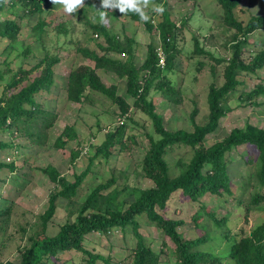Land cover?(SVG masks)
<instances>
[{
  "label": "rangeland",
  "instance_id": "374dc122",
  "mask_svg": "<svg viewBox=\"0 0 264 264\" xmlns=\"http://www.w3.org/2000/svg\"><path fill=\"white\" fill-rule=\"evenodd\" d=\"M88 1L93 8L85 12L82 9L87 7L82 3L71 14L59 5H54L52 9L34 15L30 13L29 7L22 4L10 7L11 2L7 0L0 13L1 109L8 107L22 88L40 77L41 69L35 66L45 55L57 58V65L53 68V89L41 90L35 96L41 108L39 112L44 116H28L29 124L24 126L27 131L23 127L26 121L11 129L0 128V141L16 145L20 150L16 156H10L15 149H0V163H7L14 157L17 167L14 172H10L9 168L0 169L1 201H7L10 205L0 214V264L20 263L23 251L30 244L29 239L34 233L43 235L42 231H46L45 236L57 235L63 225L76 218L75 205L83 204L95 190H101V195H98L101 202L97 207L104 206L103 197L107 194H118L120 190L125 193L123 196L127 194L125 197L118 195V201L124 203L121 207L124 210L137 199V190L155 188V183L144 176L140 166L149 149L150 134L158 138L149 115L141 108H134V100L126 94L127 80L120 77L119 72L97 67L96 62L85 54L92 52L107 57L103 49L107 43L103 38V30H98V27H105L124 43L125 37L136 41L135 65L141 75L150 47L157 55L160 51L166 52L165 47H168L164 41L166 36L163 26H168L165 14L178 26L175 69L170 77L181 91V97L173 103L170 99H164L159 92H153L150 97H154L156 112L170 131H193L191 117L197 124H204L209 114L210 85L223 86L227 81L224 72L232 57V50L226 46V42L231 40L236 31L227 22L222 5L217 0H147L148 7L144 10L148 20L132 19L129 14L123 15L118 9H109L106 24L99 22L95 10H103L100 0ZM239 2L234 11V17L239 22L247 24L253 17L264 15V0ZM152 5L162 6L163 12L155 13ZM40 18L47 23L43 35H38L34 30ZM5 20H12L20 26L15 40L2 36ZM148 22L153 30L146 25ZM262 33L256 31L248 37L243 56L246 61L251 60L252 53L263 49ZM170 34V30H166V35ZM169 41L172 43L171 36ZM109 57L120 59L127 56L124 53H110ZM217 58L224 61L218 63L215 60ZM83 66H90L99 85L110 90L116 87L115 95L126 97L131 108L123 113V109L111 99L89 88L84 91L91 101L80 102L70 98L69 89L64 90L62 87L69 84L68 77ZM245 74L240 77L244 85L238 87L223 104L231 110L221 119L217 132L206 137L205 147L225 140L235 129L245 130L248 125L264 132V93L255 96L253 92L255 88H264V69L258 70L257 75ZM25 76L28 78L23 80ZM71 93L75 95L73 91ZM176 101L177 104H174ZM31 109L34 111V107ZM30 123H33V127H29ZM120 126L124 129L118 132V143L111 149L109 157L94 159L89 174L74 197L59 202L55 215L43 228L38 216L46 211L51 193L62 190L58 179L64 177L67 182H73L76 176L86 171L96 147ZM70 128L74 130L75 138L58 146L57 139ZM37 133L42 134L41 139H35ZM256 151L252 145H240L226 153L230 189L206 193L195 200L178 190L170 196L165 210L158 209L164 218L175 222V231L183 242L206 240L200 246L191 244V254L205 253L225 264L229 262L233 247L251 237L257 227L264 225V184L261 177L264 162L260 161ZM192 156L190 147L171 149L166 156L170 177L179 176L184 170L181 165L189 163ZM48 167H53L60 174L56 180L51 178V174H45L44 170ZM202 175L215 176L211 168L202 170ZM140 234L145 247L152 253L144 259L146 264H181L182 252L179 253L177 242L164 228L144 221L141 222ZM83 247L88 252L104 256L110 264H134L135 251L140 248L138 237L131 229L125 232L115 229L111 239L103 234L91 233L85 237ZM87 259L84 252L72 249L45 257L44 262L86 264ZM96 264L106 263L99 260Z\"/></svg>",
  "mask_w": 264,
  "mask_h": 264
},
{
  "label": "trees",
  "instance_id": "16d2710c",
  "mask_svg": "<svg viewBox=\"0 0 264 264\" xmlns=\"http://www.w3.org/2000/svg\"><path fill=\"white\" fill-rule=\"evenodd\" d=\"M7 0H0V13L4 10ZM160 1V0H155ZM9 2V1H8ZM11 6L16 7L18 4H22L24 7H29L31 14H39L44 10H50L54 4L52 0H10ZM222 5V9L225 12V18L229 25L235 29V34L226 42L232 50V57L225 68L224 76L227 81L223 86H216L211 84L208 90V106L209 114L204 124H197L193 117V131L180 129L177 131H170L164 124V120L156 112L155 104L152 96L153 92H159L164 99H170L173 103L175 99L181 97V91L176 88L175 83L171 79L170 75L175 69V55L177 54L176 47V34L178 32V26L169 18L168 14H165L166 24L163 26L165 33L164 41L166 42V66L160 68L158 66V55L153 52L150 47L146 60L144 61V71L140 75L135 65V44L134 39L125 37L124 42L115 35L110 34L105 27H98L101 29L103 38L107 43V47H103L106 50V56L94 55V53L85 52V54L92 58L97 67H105L114 72H119V76L127 80L126 94L130 99L134 100V108L143 109L152 121L154 132L158 136L155 138L154 134H150L149 149L145 154L140 166L144 176L150 178L155 183V188L148 190H137L138 197L132 202L126 209H121L123 206L122 201H118L119 196H123L125 193L120 190V193L107 194L103 197L105 204L103 207H97L100 203L98 195L101 193L98 190L86 199L83 204H76L74 213L76 218L72 221H68L60 228V231L54 237L45 236L46 231H42L43 235L34 233L30 239V244L25 247L22 254V260L18 264H45L44 258L48 256H54L60 251L64 250H79L84 252L88 259L85 260L86 264H96L99 260H103L106 264H110L108 259L100 254H95L86 251L83 247V241L85 237L91 233H99L112 238V232L115 229H120L121 232L132 230L138 237L139 247L135 252L134 264H146L147 255H151V251L144 245L143 237L140 234L141 222H147L151 225H156L164 228L168 235L172 236V239L177 242L179 246V253L182 259L181 264H223L217 260V257L208 256L205 253H194L190 251V245L200 246L206 242L205 239L195 240L193 242H183L181 237L175 231V222L168 220L158 212L165 210L166 204L172 195V193L181 190L184 195L190 196L193 200L205 195L206 193H219L220 189H230V177L227 173V165L225 162L226 153L233 147L252 145L257 149L258 158L264 162V132L257 131L251 125L245 130L235 129L232 133L223 141L217 142L213 146L205 147V139L207 136L217 132L220 121L226 117L230 107L225 108L223 106L226 103L232 93L238 90V87L244 85V81L240 80V77L246 72L247 75H257L258 70L264 69V46L259 52L251 54L250 61H246L244 56V45L248 41V37L256 31L264 33V15L259 17H253L247 24L239 22L234 17V11L240 3L239 0H217ZM87 8L82 9L84 12L88 8H93V5L88 0H83ZM145 11V10H144ZM80 13H82L80 11ZM132 19H138L137 14L127 13ZM149 29L153 30L151 23L146 24ZM47 26V23L43 18H40L34 30L38 35L42 34ZM94 27V26H93ZM54 28H57L56 26ZM20 26L12 20H5L2 25L1 34L7 39L15 40L18 34ZM61 31V29H58ZM100 30V31H101ZM166 30H170L171 34L166 35ZM262 33V34H263ZM264 35V34H263ZM169 36L172 38V43H168ZM170 42V41H169ZM84 52L83 50H81ZM110 53H124L126 58L112 59L109 57ZM121 56V55H120ZM214 58V57H213ZM57 58L45 55L41 61L35 66L36 69H41L40 77L35 79L30 85L22 88L18 95H15L8 107L4 109L0 108V128L11 129L13 126H18L20 122H25L23 127L29 124L27 121L28 116H44L40 113L41 109L39 104L35 101V96L38 95L41 90L51 91L55 83V77L53 68L57 65ZM218 63L223 62V59H215ZM40 67V68H39ZM35 69V70H36ZM28 77H23L27 79ZM69 84L67 83L64 90L69 89L70 98L75 101L88 102L91 101L85 93V89L89 88L92 92L100 93L107 98L111 99L114 104H117L123 109V113H126L131 108L126 97L115 95V89L110 90L104 86L99 85V81L95 75V72L90 66H83L81 69L76 70L69 77ZM1 79V72H0ZM72 85L70 86V84ZM71 88H70V87ZM85 90V91H84ZM71 91L75 93L72 94ZM254 94L259 95L264 93V88L258 87L254 89ZM251 96L248 97V100ZM243 100V99H242ZM177 104V101L174 103ZM34 107V111L31 109ZM133 108V107H132ZM38 109V110H37ZM38 114V115H37ZM23 120V121H20ZM26 124V125H25ZM33 123H30L29 127ZM27 127H24L25 131ZM124 127H118L116 132H110L107 135L104 142L96 147L95 155L91 158V161L82 174L75 177L73 182H67L64 177L58 179V182L62 186V190L59 192L51 193L48 200V207L44 213L39 214L38 218L42 222L43 228H46L48 222L53 218L59 202L63 200H71L74 197L77 189L80 187L84 178L89 174V169L92 166L94 159L100 158V156L109 157L111 149L118 143L117 137L119 131ZM30 130V128H29ZM75 132L73 129H66L63 136L59 137L56 141L58 146L65 145L66 141L75 138ZM34 135V133L32 134ZM42 134L37 133L35 139H41ZM186 146L190 147L193 151V156L189 163L183 164V172L174 178H171L169 173V166L167 165L166 156L175 147ZM15 149L11 155L16 156L20 150L16 145H8L0 141V149L5 151L8 148ZM20 149V148H19ZM15 154V155H14ZM11 158V161L7 163H0V169L9 168L10 172L16 171L17 167L15 161ZM179 162V161H178ZM211 168L215 174L214 178L206 175H202V170ZM45 174L52 175V179L56 180L60 176L58 171L53 167H48L44 170ZM262 184H264V171L261 173ZM110 186V185H109ZM108 186V187H109ZM123 190H126L124 188ZM136 190V189H134ZM133 190V191H134ZM119 195V196H118ZM0 194V214L1 211H5L9 208L7 201H1ZM118 202V203H117ZM126 206V204H125ZM143 221H139L140 219ZM252 236L242 240L238 245L233 247L231 256L228 258L229 262L225 264H264V225L257 227ZM45 236V237H44ZM204 240V241H203ZM194 246V247H195ZM193 247V248H194ZM186 249L188 250L186 253ZM190 251V252H189ZM189 252V253H188ZM5 264H16L13 262Z\"/></svg>",
  "mask_w": 264,
  "mask_h": 264
},
{
  "label": "clouds",
  "instance_id": "9594fccd",
  "mask_svg": "<svg viewBox=\"0 0 264 264\" xmlns=\"http://www.w3.org/2000/svg\"><path fill=\"white\" fill-rule=\"evenodd\" d=\"M82 2L83 0H52L55 6L59 5L69 14L75 12L82 5ZM146 7H148L147 0H143V2H141V0H100V8L103 10H95L99 16V22L101 24H106L108 22L107 13L109 9H118L123 15L129 12L135 13L139 16L141 21H146L148 20V16L144 11ZM152 10L157 14L163 12V8L160 5H152Z\"/></svg>",
  "mask_w": 264,
  "mask_h": 264
},
{
  "label": "built area",
  "instance_id": "2783aa9c",
  "mask_svg": "<svg viewBox=\"0 0 264 264\" xmlns=\"http://www.w3.org/2000/svg\"><path fill=\"white\" fill-rule=\"evenodd\" d=\"M159 57V66L164 68L166 65V55L163 51H160L158 54ZM8 161H11V159H9Z\"/></svg>",
  "mask_w": 264,
  "mask_h": 264
}]
</instances>
